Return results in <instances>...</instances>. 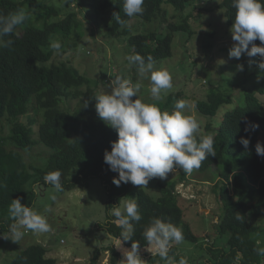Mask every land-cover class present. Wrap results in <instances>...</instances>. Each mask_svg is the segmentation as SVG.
I'll list each match as a JSON object with an SVG mask.
<instances>
[{
    "label": "trees",
    "instance_id": "obj_1",
    "mask_svg": "<svg viewBox=\"0 0 264 264\" xmlns=\"http://www.w3.org/2000/svg\"><path fill=\"white\" fill-rule=\"evenodd\" d=\"M196 1L145 0L143 15L135 17L149 24L167 8L183 12ZM104 7L111 9L107 36L123 37L130 55L139 53L145 58L151 55L155 62L171 57L175 34L189 29V18L186 17L180 24L169 22L166 25L169 32L163 37H159L155 31L131 34L128 28L118 24L112 17L117 12L121 19L127 22L131 19L124 14L123 0H111ZM18 9L26 12L27 20L11 35L0 38V120L5 119L8 125L7 135L0 130V248L4 244L3 235L9 234V226L13 223L8 213L11 200L20 198L22 205L32 207L35 194H27L26 185L31 180L36 184L49 185L44 182L47 173L56 170L62 173L63 191L86 188L89 179L100 178L108 193L107 214L124 197V189L120 191L112 183L118 174L110 171L104 162V152L111 151V143L118 139V134L95 111V100L92 98L97 91L92 88L93 81L65 64L50 63L57 54L50 47L51 43H61V55L76 48L77 41L82 37V23L74 13L62 16L58 8L45 0H0V15L7 16ZM216 9L225 11L227 25L232 27L236 15L232 0H220ZM8 40L14 43L5 46ZM254 43L261 45L259 40ZM251 58H259L261 61L259 55ZM243 64L247 69L245 59ZM131 65L137 68L135 64ZM255 74L259 77L264 72L256 67ZM245 85L248 84L240 86L242 88ZM242 90L245 106H236L226 111L219 124L213 126L208 122L204 133L197 136L199 140L211 134L215 140L216 156H209L203 161L198 171L205 172L218 167L219 180L214 186V192L222 215L218 219L216 232L219 239L229 233L226 241L228 250L208 248L209 259L204 264H264V256L258 255L256 251L257 247H264L263 243L257 245V241L260 242L261 237H264V230L249 221V216L258 219L264 213V156L256 153L258 142L264 146L261 141L264 136V102L261 101L263 97L257 96H264V86L257 93L251 88ZM180 98L181 95L174 92L165 101L155 103L162 111L171 112L175 101ZM204 98L195 101V111L206 118L215 117L222 107L232 104L231 96L217 87L210 88ZM78 99L82 101L73 111L61 106L66 101ZM86 101L88 107L84 108ZM32 102L36 105L35 111L39 113L40 120L29 118L26 124L22 123L20 118L28 114ZM246 121L259 127L246 132ZM36 125L38 140L33 139V127ZM241 138L250 140L248 148L240 143ZM37 145L49 149L50 154L44 168L30 166L28 169L23 152H31ZM31 170L34 174L29 173ZM186 179L187 174L182 171L177 179L159 183L160 196L157 199L149 197L141 189L135 192L134 198L139 204L142 220L139 223L133 222L135 232L132 240L122 241L121 249L113 244L102 249L105 254L108 253V264H120L124 259L123 250H130L133 242H139V251L150 246L142 233L152 218H160L165 223L181 227L185 241L197 242L183 221L182 199L176 191L178 185L184 184ZM121 185L132 184L129 182ZM236 213L243 215V220H237ZM113 219L107 216L105 230L120 239L122 229L111 222ZM172 244L169 255H174L178 262ZM46 254L44 247L32 245L4 264H55V260L47 258ZM100 257L101 250H95L89 264L99 263ZM160 264H165L161 258Z\"/></svg>",
    "mask_w": 264,
    "mask_h": 264
},
{
    "label": "rangeland",
    "instance_id": "obj_2",
    "mask_svg": "<svg viewBox=\"0 0 264 264\" xmlns=\"http://www.w3.org/2000/svg\"><path fill=\"white\" fill-rule=\"evenodd\" d=\"M109 1L111 0H45L58 8L62 16L74 13L82 23V37L77 41V47L65 55L56 54L50 63L65 64L89 77L93 81L92 88L95 91H110L108 86L117 76L129 79L134 85L140 84V92L137 97L132 98L133 100L138 98L147 104L155 103L157 101L150 95V80L140 77L137 68L132 67L127 60L130 53L126 40L123 37L107 36L111 9H106L104 4ZM219 2L220 0H198L187 6L183 12L167 8L149 24L132 17L127 26H124L131 34L155 31L159 37H163L169 32L166 27L169 22L180 24L186 17L189 18L188 31L178 32L173 38L172 56L156 61L154 70H167L173 77L174 86L171 90L162 92L161 101H165L169 94L178 92L181 95L180 100L194 103V106L184 109L183 114L192 116L199 123L197 136L204 133L208 122L213 126L219 124L226 111L236 106H245L242 89L251 88L257 93L260 87L264 86V75L258 77L255 74L259 58L246 55H242L239 60L229 58V50L235 42L231 37V27L226 22L225 11L216 9ZM244 59L247 69L243 64ZM238 65H243V71L238 69ZM244 83L248 85L241 88L240 85ZM213 87L229 94L232 104L222 107L213 118L199 116L195 111V101L204 100L206 92ZM257 96L263 97L259 100L264 102V96ZM81 101L82 99L70 100L61 106L73 111ZM29 108L28 114L20 118L22 123L26 124L29 118L40 120L33 102ZM37 129V125L33 127L34 140H38ZM0 130L4 135L8 134L5 119L0 120ZM261 141L264 143V136ZM49 154V149L37 145L31 152H23L24 162L28 169L30 166L44 168ZM29 173L34 174V171ZM218 173V167H212L205 172L194 170L191 175H187L184 184H179L176 189L182 199L183 221L189 226L197 242L184 240L179 244L173 242L172 246L177 257H185L189 264H204L208 261V248L228 250L226 241L229 233L219 239L216 232L218 219L222 215L214 192V186L219 180ZM181 174L182 170H177L170 172L166 179L153 178L143 188L121 185L119 189H124L123 198H134L135 192L141 189L149 197L157 199L160 196L159 183L177 179ZM26 192H34L35 202L30 208L45 216L53 231L46 234L27 231L18 244L4 239L0 248V264L8 262L18 252L32 245L44 247L47 251L46 257L55 260V264H89L97 249L101 250L97 264H108V254L102 249L112 246L113 241L108 239L109 234L105 230L108 193L100 178L89 179L86 188L77 187L61 192H56L52 186L36 184L31 180L26 185ZM52 195L57 197L55 201L51 199ZM249 221L264 230V213L258 219L249 216ZM261 238L260 244H264V237ZM60 240H63L65 245L60 244ZM139 254L146 264H160L159 256L151 247L140 250Z\"/></svg>",
    "mask_w": 264,
    "mask_h": 264
},
{
    "label": "clouds",
    "instance_id": "obj_3",
    "mask_svg": "<svg viewBox=\"0 0 264 264\" xmlns=\"http://www.w3.org/2000/svg\"><path fill=\"white\" fill-rule=\"evenodd\" d=\"M145 0H123L125 16L132 18L143 15ZM236 10L235 21L230 29L235 42L229 50V58L239 60L242 55L255 57L259 55L260 72H264V0H232ZM118 24L127 26V21L121 19L120 13L112 14ZM23 9L0 15V38L11 35L14 30L27 20ZM259 40L258 46L254 41ZM14 42L8 40L5 46ZM50 47L60 53L62 45L53 41ZM129 64L137 66L138 75L150 80V95L154 101L162 100V92L171 90L174 86L173 77L167 70H154V58H146L139 53L127 57ZM243 71V65L237 66ZM110 91L98 90L95 94V111L98 117L118 134V139L111 143V151L105 150L104 162L110 171L117 173L112 183L119 187L121 183H131L134 186L146 187L153 178L166 179L170 172L182 170L191 175L200 169L203 161L209 156L215 157V140L209 134L197 139L199 123L192 116L183 114V110L194 106L193 102L178 100L174 109L169 112L161 110L157 103H144L141 99L133 100L140 92V84H132L131 80L117 76L108 86ZM88 102L84 103V108ZM245 131L256 130L259 125L245 122ZM240 143L248 148L249 139L241 138ZM258 156H264V146L256 145ZM62 173L59 170L47 173L44 182L53 187L56 192L63 191ZM55 201L57 197L51 196ZM9 218L13 223L9 226L8 236L4 239L19 243L27 231L33 234H46L53 231L47 218L33 208L22 205L20 198L11 200L8 207ZM108 215L114 217L111 222L122 229L120 239L108 236L117 249L123 247L122 241L132 240L135 229L133 222L142 220L139 204L136 198H123L118 205L112 206ZM237 220L244 216L236 213ZM148 245L165 264H187V259L181 257L177 262L175 256L169 255L171 244L184 242L183 229L172 223H165L160 218H152L142 233ZM260 242L257 241V245ZM257 254L264 256V247H257ZM120 264H146L139 254V242H133L131 249L123 250ZM239 256L237 257V259Z\"/></svg>",
    "mask_w": 264,
    "mask_h": 264
},
{
    "label": "built area",
    "instance_id": "obj_4",
    "mask_svg": "<svg viewBox=\"0 0 264 264\" xmlns=\"http://www.w3.org/2000/svg\"><path fill=\"white\" fill-rule=\"evenodd\" d=\"M184 186V185H183ZM178 193V192H177ZM60 244H64V241L63 240H60Z\"/></svg>",
    "mask_w": 264,
    "mask_h": 264
},
{
    "label": "crops",
    "instance_id": "obj_5",
    "mask_svg": "<svg viewBox=\"0 0 264 264\" xmlns=\"http://www.w3.org/2000/svg\"><path fill=\"white\" fill-rule=\"evenodd\" d=\"M63 245H65V243H64ZM149 247H150V246H149ZM147 248H148V247H147ZM147 248H146V249H147ZM106 254H108V253H106ZM105 263H107V260H105Z\"/></svg>",
    "mask_w": 264,
    "mask_h": 264
},
{
    "label": "bare ground",
    "instance_id": "obj_6",
    "mask_svg": "<svg viewBox=\"0 0 264 264\" xmlns=\"http://www.w3.org/2000/svg\"><path fill=\"white\" fill-rule=\"evenodd\" d=\"M151 247V246H150ZM150 247H148V248H150Z\"/></svg>",
    "mask_w": 264,
    "mask_h": 264
}]
</instances>
